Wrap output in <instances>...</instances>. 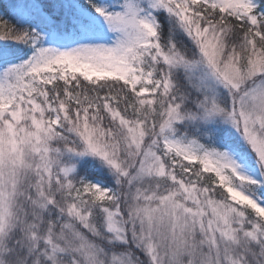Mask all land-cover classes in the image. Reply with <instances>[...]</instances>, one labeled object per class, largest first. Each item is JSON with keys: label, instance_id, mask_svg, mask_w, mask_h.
Wrapping results in <instances>:
<instances>
[{"label": "snow or ice", "instance_id": "6c2138e0", "mask_svg": "<svg viewBox=\"0 0 264 264\" xmlns=\"http://www.w3.org/2000/svg\"><path fill=\"white\" fill-rule=\"evenodd\" d=\"M0 264H264V0L0 4Z\"/></svg>", "mask_w": 264, "mask_h": 264}, {"label": "trees", "instance_id": "16d2710c", "mask_svg": "<svg viewBox=\"0 0 264 264\" xmlns=\"http://www.w3.org/2000/svg\"><path fill=\"white\" fill-rule=\"evenodd\" d=\"M0 4H2V3H0Z\"/></svg>", "mask_w": 264, "mask_h": 264}]
</instances>
